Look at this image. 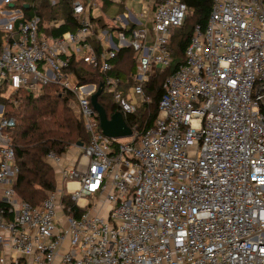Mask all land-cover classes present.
<instances>
[{
    "label": "built area",
    "instance_id": "built-area-1",
    "mask_svg": "<svg viewBox=\"0 0 264 264\" xmlns=\"http://www.w3.org/2000/svg\"><path fill=\"white\" fill-rule=\"evenodd\" d=\"M68 1L76 30L61 33L62 11L46 22L34 4L0 0V264H264V0H213L186 64L166 80L154 127L132 128L126 145L103 134L91 102L99 88L80 85L72 61L100 70L132 115L144 84L170 66L188 7L155 0L150 27L115 41L95 33L100 0ZM126 47L138 61L128 94L112 74ZM49 85L74 96L89 142L47 155L57 187L33 207L15 189L16 120L5 107Z\"/></svg>",
    "mask_w": 264,
    "mask_h": 264
},
{
    "label": "trees",
    "instance_id": "trees-1",
    "mask_svg": "<svg viewBox=\"0 0 264 264\" xmlns=\"http://www.w3.org/2000/svg\"><path fill=\"white\" fill-rule=\"evenodd\" d=\"M24 1L34 4V14L41 16L46 22L62 11L69 26L66 25L61 33L76 30L77 24L73 20L68 0H64L58 10H54L49 0ZM180 1L187 5L188 13L183 26L176 30L172 38L170 66L163 71L158 70L156 75L144 84L145 101L136 113L125 117L128 126L140 133L154 127L160 114L159 104L165 92L166 80L186 64V51L195 29L198 26L202 30L206 28L213 9V0ZM100 3L103 11L101 16L92 18L96 35L109 30L117 41L115 36L118 32L124 31L130 36L133 30L138 28L132 25L123 30L118 25L108 23L105 20L106 12L108 7L114 4L109 0H100ZM119 14H123V9L119 10ZM1 37L0 33V52ZM96 47L101 49L98 45ZM114 64L112 74L122 79L124 93L128 94L137 84L134 79L138 66L137 54L132 47L120 48ZM72 70L80 85H95L98 89L104 84V74L83 61L73 60ZM73 98L71 93H61L59 86L49 85L40 96L21 92L17 103H6V115L16 120V126L11 132L16 163L20 169L15 189L18 197L33 207L41 205L47 193L55 191L57 187L55 171L48 163L47 155L50 152L63 155L73 145H86L89 142L84 120L71 106ZM98 102L106 110L109 119L120 110L107 89L99 96Z\"/></svg>",
    "mask_w": 264,
    "mask_h": 264
},
{
    "label": "water",
    "instance_id": "water-1",
    "mask_svg": "<svg viewBox=\"0 0 264 264\" xmlns=\"http://www.w3.org/2000/svg\"><path fill=\"white\" fill-rule=\"evenodd\" d=\"M10 7H13V5H10ZM25 8L28 9V5ZM103 91L104 85L102 84L98 91L91 97L92 106L98 113L103 134L114 140L130 138L133 135V130L128 126L124 115L118 111L109 119L106 110L99 104L98 98ZM78 145L82 147L83 143H79Z\"/></svg>",
    "mask_w": 264,
    "mask_h": 264
},
{
    "label": "rangeland",
    "instance_id": "rangeland-1",
    "mask_svg": "<svg viewBox=\"0 0 264 264\" xmlns=\"http://www.w3.org/2000/svg\"><path fill=\"white\" fill-rule=\"evenodd\" d=\"M153 2H154V0H122V6H124V8L127 9V11L124 12V14H122V15H126L128 13V10H132L135 15H142L144 13V11L146 12L147 16L149 14L151 15V11H150L148 6L152 5ZM4 9L6 10V8H4ZM118 9H119V7L114 4L112 6H109L108 9H107V12H106V15L109 16L110 18H115L116 17V20H117L116 21V25L120 24V21L118 19V13H119ZM54 10H56V9H54ZM101 12H103V11L99 10V9H96V10H94L93 13L94 14L95 13L98 14V13H101ZM117 141H118L119 144L126 145V144H128L131 141V139L130 138H125V139H119ZM71 150L72 149L70 148L69 152ZM71 153H73V151H71Z\"/></svg>",
    "mask_w": 264,
    "mask_h": 264
},
{
    "label": "crops",
    "instance_id": "crops-1",
    "mask_svg": "<svg viewBox=\"0 0 264 264\" xmlns=\"http://www.w3.org/2000/svg\"><path fill=\"white\" fill-rule=\"evenodd\" d=\"M155 1V0H154ZM119 7L118 10H121L123 9V14L124 12L127 11L126 8H124V6H122V3L121 4H115ZM154 2L152 5H149V9L151 11V15L149 14L147 16L146 12L144 11V13L142 15H135L133 13L132 10H128V13L126 15H122V14H119L118 15V19L120 21V25H125L126 27H129V26H132V25H135V26H139V27H150V22H151V18L153 16V10H154ZM126 9V10H125ZM101 10V9H100ZM102 12L101 13H98V14H95L96 17H99L101 16ZM144 15V16H143ZM129 18H128V17ZM144 17V18H143ZM105 20L108 22V23H112V24H116V17L115 18H110L109 16H105ZM139 22H141V25L139 24Z\"/></svg>",
    "mask_w": 264,
    "mask_h": 264
}]
</instances>
